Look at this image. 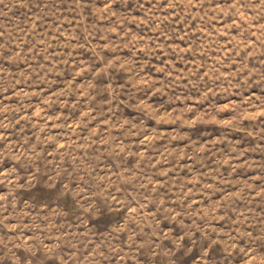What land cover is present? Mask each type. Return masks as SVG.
Instances as JSON below:
<instances>
[{
	"label": "rangeland",
	"instance_id": "obj_1",
	"mask_svg": "<svg viewBox=\"0 0 264 264\" xmlns=\"http://www.w3.org/2000/svg\"><path fill=\"white\" fill-rule=\"evenodd\" d=\"M0 264H264V0H0Z\"/></svg>",
	"mask_w": 264,
	"mask_h": 264
}]
</instances>
